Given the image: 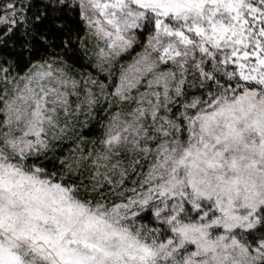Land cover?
I'll use <instances>...</instances> for the list:
<instances>
[{"label":"snow or ice","instance_id":"6c2138e0","mask_svg":"<svg viewBox=\"0 0 264 264\" xmlns=\"http://www.w3.org/2000/svg\"><path fill=\"white\" fill-rule=\"evenodd\" d=\"M13 37L0 264H264V0H0ZM89 40L101 71L140 49L111 92L73 71ZM97 88L118 107L100 147L58 155Z\"/></svg>","mask_w":264,"mask_h":264},{"label":"trees","instance_id":"16d2710c","mask_svg":"<svg viewBox=\"0 0 264 264\" xmlns=\"http://www.w3.org/2000/svg\"><path fill=\"white\" fill-rule=\"evenodd\" d=\"M17 7H19V4H17ZM61 22L66 24L67 28L72 29L74 36L77 35V29H79V33H78L79 36L81 38L84 37V26L79 23L78 17H76L73 13L71 12L67 13L66 18L63 21H58V23ZM49 39L52 38L49 37ZM14 40L15 37H13L12 40H9L7 45H5L4 50L0 52V55H3L5 58L9 60H15L17 58V55L21 51L19 44H16L15 48H13L12 45ZM77 46L79 47L78 44ZM53 51L58 52L60 51V49L55 48V46H53L52 48H48L46 51L44 49H41L40 52L38 53V56L39 55L50 56V54H52ZM129 54L131 53L124 54L123 57H128ZM77 55L80 57V59L73 65V71L77 74L78 77L80 74H84L87 76H91L96 80H101V78L106 80L110 76H115L116 73L115 69L118 62L113 64L112 68L108 70L101 71L96 67L97 64H96L95 56L93 54V50L91 48V40H89L87 44V54H85L81 50L77 53ZM28 56L29 53L24 52V57L27 58ZM117 60L120 61L119 59ZM69 63L72 62L70 61ZM104 118H106V107L105 104L102 102L94 107L93 111L91 112V115L87 118V123H85L83 127H80V129L76 133L74 132V134L73 132L72 134L71 133L67 134L64 137V139L59 142L61 151H59L57 154L65 155L68 148L69 150L72 149L70 148L71 144L76 145L75 140H77V137L82 138L80 145L82 146V148H86L88 145V141L100 133ZM44 164L49 169V171L61 170L59 169L58 164H56L55 168L53 163H50L49 161H44ZM84 175L86 176V172L84 173Z\"/></svg>","mask_w":264,"mask_h":264},{"label":"rangeland","instance_id":"374dc122","mask_svg":"<svg viewBox=\"0 0 264 264\" xmlns=\"http://www.w3.org/2000/svg\"><path fill=\"white\" fill-rule=\"evenodd\" d=\"M100 46L102 47L103 44H101ZM91 48L93 50V54L95 56L96 64H97V63H99V61L97 60V57H96V41L95 40H91ZM138 51H140L139 48H137L135 52H130L131 54H129L128 57H123L124 56V54H123L122 58L118 57V58H116V60L111 61L110 63L106 62L104 64V70H108V69L112 68L113 64L118 62L116 65V69H115L116 70L115 76H110L106 80H104L102 78H101V80H97L101 84L111 85V87L106 88V92H111L112 90H114L115 84L113 82L114 81L118 82L122 66H126L128 63H130L132 58L136 55V52H138ZM125 54H127V53H125ZM117 59H119L120 61H118ZM93 79H95V78H93ZM96 91H97V94L100 96L99 103L103 102L105 104L106 118H104V120H103L102 129H101L100 133L97 136H94V138L90 139L88 141L87 147L83 148L87 151H91L94 147L95 148L100 147L99 141H100V139L103 138L105 126L108 124V121L110 120L111 116L118 110V107L115 104L109 106V101L111 100V97H109L108 101H105L103 95L99 93L98 88ZM72 99L75 100V97H73ZM99 103H97V104H99ZM73 107H75V105H73ZM94 107L87 113H85V112H80L79 114L73 113L71 116L68 117V120L70 123L69 133H71V134H72V132H73V134H74V132L76 133L80 129V127H83L85 125V123H87V118L91 115V112L93 111ZM81 140H82V138L75 140L76 145L71 144L70 148L75 149L77 147V145H79L82 148V146L80 145ZM72 149L69 150V148H68L66 154L62 155V156H64V157L70 156L72 154ZM86 176H87V172H86Z\"/></svg>","mask_w":264,"mask_h":264}]
</instances>
